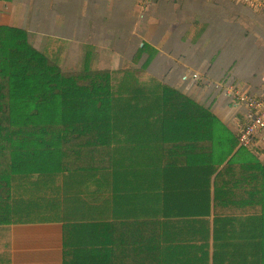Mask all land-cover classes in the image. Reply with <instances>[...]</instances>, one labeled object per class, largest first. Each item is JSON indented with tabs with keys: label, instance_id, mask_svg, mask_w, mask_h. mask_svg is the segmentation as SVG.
Wrapping results in <instances>:
<instances>
[{
	"label": "trees",
	"instance_id": "16d2710c",
	"mask_svg": "<svg viewBox=\"0 0 264 264\" xmlns=\"http://www.w3.org/2000/svg\"><path fill=\"white\" fill-rule=\"evenodd\" d=\"M62 42L0 25V264L9 224L45 222L63 223L64 255L75 226L127 264H264V150L140 64L146 42L117 69L86 44L73 71Z\"/></svg>",
	"mask_w": 264,
	"mask_h": 264
},
{
	"label": "crops",
	"instance_id": "0c3cea01",
	"mask_svg": "<svg viewBox=\"0 0 264 264\" xmlns=\"http://www.w3.org/2000/svg\"><path fill=\"white\" fill-rule=\"evenodd\" d=\"M262 3L252 6L243 0H0V25L31 26L34 19L40 18V33L54 38L49 25L59 28L62 26L57 21L86 14L88 44L94 49L101 46L100 52H109L108 58L97 55V63L108 59L110 64L113 60L118 64L119 60L132 58L146 42L140 64L152 57L148 66L152 74L184 88L186 93L198 95L223 121L235 123L237 132H241L240 125L247 121L249 108L238 99V93L264 96V0ZM197 31L199 37L195 38L193 33ZM237 111L239 119L233 121ZM78 223L93 226L75 224ZM72 228L66 233L71 247L64 255L62 222L9 224L7 242L13 248L14 264H127L126 254L112 251L107 240L100 241V233ZM73 239H77L75 246Z\"/></svg>",
	"mask_w": 264,
	"mask_h": 264
},
{
	"label": "rangeland",
	"instance_id": "374dc122",
	"mask_svg": "<svg viewBox=\"0 0 264 264\" xmlns=\"http://www.w3.org/2000/svg\"><path fill=\"white\" fill-rule=\"evenodd\" d=\"M70 7H71V4L68 5V8ZM78 15L79 16L77 17L73 15V17H70L66 19L65 21H61V20L57 21V23H60L59 26H62V27L55 28L49 25L48 30L53 32L51 36H53L54 38L48 37V35L50 34L46 35V34L40 33L41 28L39 26V23L41 25V22H42V19L40 18L34 19L33 25L31 26L27 23V26L23 24L20 27L26 29L27 31H30L29 33H30V39L32 43L35 44L38 49L40 48L46 53H48L53 47V43H54L55 36H56L55 34H59V36L63 38V42L60 44V48L61 49L63 47L66 48L63 61H62L63 69L67 71L80 70V69H83L84 66H86V64L89 63V61L86 60L87 45H88L87 22L89 18L88 16H86V14L82 15L78 13ZM55 25H57L56 22H55ZM103 37L104 36L102 35V38ZM101 48L102 47L100 46L99 49H94L92 51L91 57L93 61L91 60V62H93L94 64L93 68L117 69V68L122 67L121 65L123 62L122 60H119L118 64L114 63L115 60H113L112 63L110 64L108 59H106V63H103L102 60H100L97 63V55H99V57L105 56L106 58H108L109 56V52H100V51H103L101 50ZM127 52H130V51H127ZM127 65H129V67L133 66L128 61H127ZM187 93L197 98L199 101H201L198 95L192 94L191 92H187ZM238 119H239V116H238V111H237L235 112V117L233 121L238 120ZM224 122L227 123L231 132H237V127H235V123L229 122L228 119H226ZM242 126H243V123L242 125H240V127ZM260 147H261L260 152H263L264 145ZM241 151H243L244 153L247 152L245 148H243ZM257 151L258 150H255L254 153H256ZM259 154H260V157H263L264 159V154L263 153H259Z\"/></svg>",
	"mask_w": 264,
	"mask_h": 264
},
{
	"label": "built area",
	"instance_id": "2783aa9c",
	"mask_svg": "<svg viewBox=\"0 0 264 264\" xmlns=\"http://www.w3.org/2000/svg\"><path fill=\"white\" fill-rule=\"evenodd\" d=\"M243 1L252 6L263 5L262 0ZM194 76L197 77L198 75L195 74ZM238 99L249 108L247 115L249 122L240 132V145L250 147L258 143H264V96L256 97L243 91L238 93Z\"/></svg>",
	"mask_w": 264,
	"mask_h": 264
}]
</instances>
